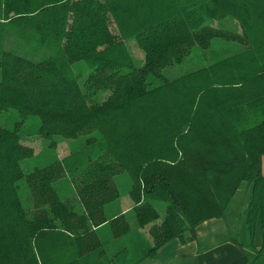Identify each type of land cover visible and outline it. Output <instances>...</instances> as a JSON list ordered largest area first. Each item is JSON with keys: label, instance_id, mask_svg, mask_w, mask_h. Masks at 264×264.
<instances>
[{"label": "trees", "instance_id": "obj_1", "mask_svg": "<svg viewBox=\"0 0 264 264\" xmlns=\"http://www.w3.org/2000/svg\"><path fill=\"white\" fill-rule=\"evenodd\" d=\"M228 17L237 31L210 24ZM13 37L49 57L7 50ZM194 46L202 63L165 77ZM78 62L89 69L84 88ZM8 110L19 120L0 127V264H140L172 239H193L207 219L230 224L243 191L248 246L264 256V0H0V114ZM33 116L39 136L84 145L25 175L34 148L19 130ZM120 173L131 182L135 230L121 210H106ZM23 178L33 208L19 196ZM230 226L239 244L238 221Z\"/></svg>", "mask_w": 264, "mask_h": 264}, {"label": "rangeland", "instance_id": "obj_2", "mask_svg": "<svg viewBox=\"0 0 264 264\" xmlns=\"http://www.w3.org/2000/svg\"><path fill=\"white\" fill-rule=\"evenodd\" d=\"M213 26L219 27L222 29L237 31L239 26L237 22L228 17L222 20H214L210 21ZM128 50L130 54L132 55L134 62L136 66H140L143 63V52L142 50L136 45L134 42V39L131 38L126 41ZM6 49L13 51L14 53H17L19 55H23L24 57H27L31 59L32 61H40L41 59L49 57V52L46 50H36L33 48H30L26 44L20 42L19 40L13 38L8 39L5 42ZM213 45L214 46H226L227 48H230L232 51H238L240 49H243V45L239 44L237 42H227L219 38L213 39ZM201 50L198 46H194L192 53L185 58V60L181 64L173 65L168 68H165L163 70V74L168 79H173L175 77H178L180 75H183L187 72H189L191 69L197 67L202 63L200 56H201ZM77 66H79V69L77 70ZM73 71L75 73L79 74L78 76V82L82 88H84V79L89 73V69L84 66L83 62H78L77 64L73 65ZM157 83V82H155ZM108 91H101L98 92L95 97L94 101H102L105 99V97L108 95ZM19 120V116L16 111L14 110H8L3 111L0 114V127H7L9 129H13L15 123ZM39 125V119L37 117H29L26 119L25 123L22 125L21 129L19 130L20 140L23 144L32 146L34 148V154L33 156L24 159L21 162V167L23 169V172L25 175H27L30 171L35 169L36 167H42L44 165H48L51 163V161L55 158H63L64 156L68 155L71 151H75L81 147H83L84 142L81 138L70 140L65 139L59 135H55L52 138H44L39 136L36 133V130ZM55 142L53 146L50 144L52 142ZM114 181L119 189L120 196L117 200L114 202H111L107 205L106 210L108 214L115 213V211L119 209L126 208V219L130 224V227L132 230L138 229L137 221L135 218L134 212L130 209L132 206V200L129 196V188L131 185L130 179L125 173H120L114 177ZM68 181L63 182L64 188L62 189L61 193L64 195L65 191L69 189V184H66ZM18 192L19 196L21 198V201L26 209L33 208V199L31 192L27 186V183L25 181V178L21 179L18 182ZM71 194L68 195V201L72 206H74L75 209L80 208V204L78 201V198L74 192H70ZM244 193V191H243ZM241 196V193H239L238 197ZM29 215H32L33 212L29 210ZM239 212H232L229 217H233L235 220L238 221L239 230L244 228V220L243 218H239L238 216ZM148 226L143 228L142 230L146 233ZM244 230H242L243 232ZM246 232V231H245ZM242 234L241 239L243 238L244 241L248 242V236L247 232ZM255 236H254V242L256 244L261 242V233H260V226L259 223L255 225ZM264 257H261L263 259ZM143 264H164L165 259L164 256L161 255L159 259L156 261H152L151 259H145L143 260Z\"/></svg>", "mask_w": 264, "mask_h": 264}, {"label": "crops", "instance_id": "obj_3", "mask_svg": "<svg viewBox=\"0 0 264 264\" xmlns=\"http://www.w3.org/2000/svg\"><path fill=\"white\" fill-rule=\"evenodd\" d=\"M262 172L264 173V155ZM247 196V191H245L241 196H235L233 202L234 208L241 211L239 218H243L244 223ZM119 210L126 214V208ZM231 219L232 221L230 219L229 221L233 226V218ZM230 224L224 218L207 219L196 227L193 239L186 242H181L176 238L172 239L161 246L156 258L151 260L156 261L163 255L164 264H264V258L261 259L264 256H257L254 250L248 246L247 240L241 239L242 234L246 231V224L240 230L238 229L240 224H238L239 244L232 240L233 233ZM242 230L244 231L242 232ZM260 243L255 244L259 245ZM143 263L142 261L140 264Z\"/></svg>", "mask_w": 264, "mask_h": 264}]
</instances>
